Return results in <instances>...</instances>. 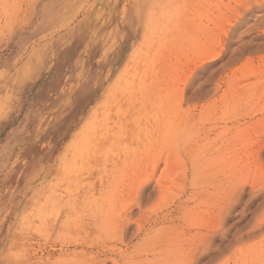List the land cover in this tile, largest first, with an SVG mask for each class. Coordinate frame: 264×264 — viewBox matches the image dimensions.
<instances>
[{"label":"rangeland","instance_id":"1","mask_svg":"<svg viewBox=\"0 0 264 264\" xmlns=\"http://www.w3.org/2000/svg\"><path fill=\"white\" fill-rule=\"evenodd\" d=\"M0 264H264V0H0Z\"/></svg>","mask_w":264,"mask_h":264},{"label":"bare ground","instance_id":"2","mask_svg":"<svg viewBox=\"0 0 264 264\" xmlns=\"http://www.w3.org/2000/svg\"><path fill=\"white\" fill-rule=\"evenodd\" d=\"M213 235H210L207 239H206V242H205V246H210L211 245V243L213 242V237H212ZM204 246V247H205Z\"/></svg>","mask_w":264,"mask_h":264},{"label":"water","instance_id":"3","mask_svg":"<svg viewBox=\"0 0 264 264\" xmlns=\"http://www.w3.org/2000/svg\"><path fill=\"white\" fill-rule=\"evenodd\" d=\"M217 64L215 63V64H213L212 66H216Z\"/></svg>","mask_w":264,"mask_h":264}]
</instances>
